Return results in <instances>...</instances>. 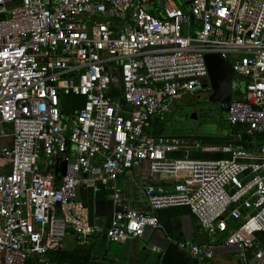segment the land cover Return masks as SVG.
I'll return each mask as SVG.
<instances>
[{
	"label": "built area",
	"instance_id": "2783aa9c",
	"mask_svg": "<svg viewBox=\"0 0 264 264\" xmlns=\"http://www.w3.org/2000/svg\"><path fill=\"white\" fill-rule=\"evenodd\" d=\"M207 53L231 56L242 78L240 96L217 103L236 143L154 134L176 101L211 92ZM244 135L260 143L238 146ZM143 164L171 178L145 186L151 208L186 206L242 264H264V0H0V264H51L69 231L83 244L162 229L132 209L103 224L79 196L100 183L117 202L118 177ZM176 245L213 257L206 243Z\"/></svg>",
	"mask_w": 264,
	"mask_h": 264
},
{
	"label": "crops",
	"instance_id": "0c3cea01",
	"mask_svg": "<svg viewBox=\"0 0 264 264\" xmlns=\"http://www.w3.org/2000/svg\"><path fill=\"white\" fill-rule=\"evenodd\" d=\"M227 127L230 130L228 143H236L235 131L228 124ZM118 182L122 188V197L117 202L112 200L106 185L84 182L79 184L80 199L89 206L91 218L107 225L114 209H132L156 214L163 227L162 229L147 228L140 238L116 243L108 242L103 237L88 238L84 242L86 247L91 248V259L88 264H228L227 259L224 261L226 255L237 253L234 247L224 244L222 236L209 237L201 232L198 219L188 207L173 206L159 210L150 207L144 196L145 186L152 184L169 188L171 186L169 175L150 176L147 165L143 164L137 169L121 174ZM68 236L71 237L72 245L68 249L62 246L65 251L72 250L78 245L71 231L65 238ZM176 242L209 244L214 247L213 257L207 261L198 260V263H194V258L180 250ZM237 262L242 264L238 258Z\"/></svg>",
	"mask_w": 264,
	"mask_h": 264
},
{
	"label": "rangeland",
	"instance_id": "374dc122",
	"mask_svg": "<svg viewBox=\"0 0 264 264\" xmlns=\"http://www.w3.org/2000/svg\"><path fill=\"white\" fill-rule=\"evenodd\" d=\"M175 2L183 7V0H175ZM233 61L234 59L229 56L228 62L231 64ZM242 85V78L234 73L232 98L240 96ZM209 94L210 91H200L194 96H186L176 101L172 114L162 116L152 123L153 133L195 137L204 146L227 144L230 130L226 121H224L225 114L219 109L217 103L207 100ZM61 107H64L63 109L66 112H70V109H72L71 101L67 100L65 104V99H63ZM193 114L196 115L195 118H192ZM3 127L10 130L9 125L6 123L3 124ZM194 155L202 158L223 156L222 154L207 152L192 154L193 157ZM71 242V237L68 236L64 238L62 246L65 249L71 248ZM236 254L235 252L226 255L224 261L227 259L228 264H238Z\"/></svg>",
	"mask_w": 264,
	"mask_h": 264
},
{
	"label": "water",
	"instance_id": "95a60500",
	"mask_svg": "<svg viewBox=\"0 0 264 264\" xmlns=\"http://www.w3.org/2000/svg\"><path fill=\"white\" fill-rule=\"evenodd\" d=\"M207 70L208 79L211 86V92L208 95L207 100L213 103H219L223 101H229L232 98L233 89V69L231 64L219 53H207L204 56ZM196 115L193 114L192 118ZM66 162L62 163L61 173H64ZM58 172V169L55 170ZM253 248L249 251L248 256H253ZM194 263H198L197 259H194ZM253 260H250V264Z\"/></svg>",
	"mask_w": 264,
	"mask_h": 264
},
{
	"label": "trees",
	"instance_id": "16d2710c",
	"mask_svg": "<svg viewBox=\"0 0 264 264\" xmlns=\"http://www.w3.org/2000/svg\"><path fill=\"white\" fill-rule=\"evenodd\" d=\"M221 111L224 113L223 110ZM224 121H226V115ZM253 140H256V144L260 143L259 137H251L244 135L241 141H237V145L248 148L252 146ZM48 259L50 260L51 263L58 262L65 264H88L91 259V248L86 247L83 243V244H78L72 250L65 251L62 249V246H60L56 250L48 254ZM26 264H33V262L29 259Z\"/></svg>",
	"mask_w": 264,
	"mask_h": 264
}]
</instances>
